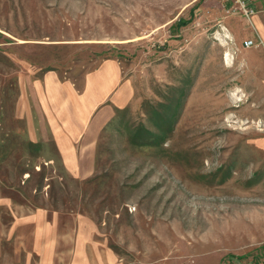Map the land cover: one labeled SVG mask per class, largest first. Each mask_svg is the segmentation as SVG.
I'll list each match as a JSON object with an SVG mask.
<instances>
[{
  "label": "rangeland",
  "instance_id": "rangeland-1",
  "mask_svg": "<svg viewBox=\"0 0 264 264\" xmlns=\"http://www.w3.org/2000/svg\"><path fill=\"white\" fill-rule=\"evenodd\" d=\"M228 9L0 0V264H264V49Z\"/></svg>",
  "mask_w": 264,
  "mask_h": 264
},
{
  "label": "crops",
  "instance_id": "crops-1",
  "mask_svg": "<svg viewBox=\"0 0 264 264\" xmlns=\"http://www.w3.org/2000/svg\"><path fill=\"white\" fill-rule=\"evenodd\" d=\"M230 5L231 4L229 2H226V6H228V8H230ZM251 6L256 9V13L251 19L244 18L241 14L232 12H230L228 16L237 15V18L242 17L246 20L249 23V26H247L244 30L245 39L252 40L253 46L264 49V0H254L251 3ZM232 30L235 31L234 28H232Z\"/></svg>",
  "mask_w": 264,
  "mask_h": 264
},
{
  "label": "built area",
  "instance_id": "built-area-1",
  "mask_svg": "<svg viewBox=\"0 0 264 264\" xmlns=\"http://www.w3.org/2000/svg\"><path fill=\"white\" fill-rule=\"evenodd\" d=\"M225 2H229L230 8L228 9L229 12L232 13H239L241 15L246 16L247 18L251 19L252 16L256 13V9L251 6V3L254 0H224ZM245 44L247 46L253 45V41H246Z\"/></svg>",
  "mask_w": 264,
  "mask_h": 264
},
{
  "label": "trees",
  "instance_id": "trees-1",
  "mask_svg": "<svg viewBox=\"0 0 264 264\" xmlns=\"http://www.w3.org/2000/svg\"><path fill=\"white\" fill-rule=\"evenodd\" d=\"M182 24H184V23H182ZM179 25H181V22H180V24Z\"/></svg>",
  "mask_w": 264,
  "mask_h": 264
}]
</instances>
